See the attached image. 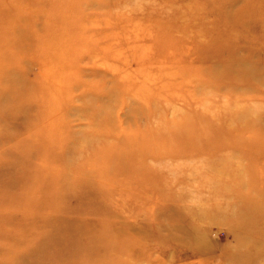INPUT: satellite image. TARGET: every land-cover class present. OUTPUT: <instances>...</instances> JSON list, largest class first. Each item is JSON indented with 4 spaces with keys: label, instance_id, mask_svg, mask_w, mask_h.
I'll list each match as a JSON object with an SVG mask.
<instances>
[{
    "label": "rangeland",
    "instance_id": "374dc122",
    "mask_svg": "<svg viewBox=\"0 0 264 264\" xmlns=\"http://www.w3.org/2000/svg\"><path fill=\"white\" fill-rule=\"evenodd\" d=\"M44 1L0 0V264H264V0Z\"/></svg>",
    "mask_w": 264,
    "mask_h": 264
},
{
    "label": "bare ground",
    "instance_id": "6f19581e",
    "mask_svg": "<svg viewBox=\"0 0 264 264\" xmlns=\"http://www.w3.org/2000/svg\"><path fill=\"white\" fill-rule=\"evenodd\" d=\"M47 1H49V0H47ZM43 2H45L44 0H43ZM51 7H52V9L54 10V8L57 6L56 5V1H52L51 3ZM61 5V1L59 0L58 1V6H60ZM29 14V13H28ZM36 14H37V17L39 16V17H43L44 16V12H43V10H42V5L40 6V8H39V6L37 7V9H36ZM30 15V14H29ZM39 36V35H38ZM38 36H37V38L36 39H38ZM42 38H39L38 39V41H40ZM46 46V42L44 43V44H42L41 45V48H43V47H45ZM43 54H44V48H43ZM45 55V54H44ZM42 62L44 61V57L43 56H41V59H40ZM39 60V61H40ZM44 66V65H43ZM37 68H38V66H37ZM0 106H1V104H0ZM13 111V109H12V107H10V106H4L3 108H2V112H3V114L4 115H7V114H10L11 112ZM260 216V218L262 219V222H261V227L260 228H263L260 232L261 233H263L264 234V215H259ZM252 228H255V226H253ZM237 236H238V234H237ZM238 241H239V243L241 244V243H243V241H241V240H243V239H237ZM193 243H195L196 245H200L199 244V241H198V239H195V240H193ZM263 245H264V243H263ZM199 248V249H198ZM197 249L198 250H195L194 252L198 255V256H206V257H211L213 254H212V252L213 251H211V249H208L207 247H205V246H199V247H197ZM194 253V254H195ZM216 254H219V256H222V254L221 253H216Z\"/></svg>",
    "mask_w": 264,
    "mask_h": 264
}]
</instances>
